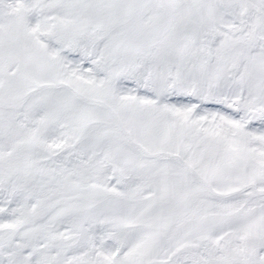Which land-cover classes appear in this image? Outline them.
I'll use <instances>...</instances> for the list:
<instances>
[{"label":"snow or ice","instance_id":"snow-or-ice-1","mask_svg":"<svg viewBox=\"0 0 264 264\" xmlns=\"http://www.w3.org/2000/svg\"><path fill=\"white\" fill-rule=\"evenodd\" d=\"M0 264H264V0H0Z\"/></svg>","mask_w":264,"mask_h":264}]
</instances>
